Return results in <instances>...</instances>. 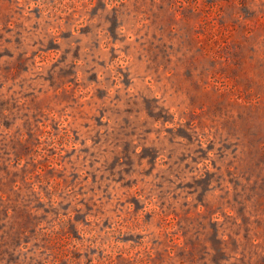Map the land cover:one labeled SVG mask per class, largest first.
I'll use <instances>...</instances> for the list:
<instances>
[{"label":"rangeland","instance_id":"rangeland-1","mask_svg":"<svg viewBox=\"0 0 264 264\" xmlns=\"http://www.w3.org/2000/svg\"><path fill=\"white\" fill-rule=\"evenodd\" d=\"M0 264H264V0H0Z\"/></svg>","mask_w":264,"mask_h":264}]
</instances>
